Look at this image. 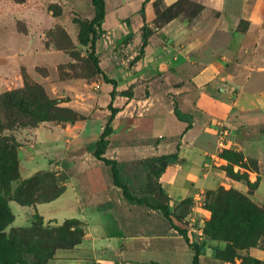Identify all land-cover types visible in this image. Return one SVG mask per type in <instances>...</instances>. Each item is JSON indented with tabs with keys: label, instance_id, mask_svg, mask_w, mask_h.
Wrapping results in <instances>:
<instances>
[{
	"label": "crops",
	"instance_id": "1",
	"mask_svg": "<svg viewBox=\"0 0 264 264\" xmlns=\"http://www.w3.org/2000/svg\"><path fill=\"white\" fill-rule=\"evenodd\" d=\"M103 1L94 57L114 84L95 72L91 81L51 76L57 66L73 61L69 52L47 43V33L58 25L75 50H82L76 21L94 18L92 0H0V94L21 85L19 72L44 68L49 77L32 79L49 98L81 116L74 123L44 122L25 131L16 149L20 181L49 173L61 193L33 206L10 202L12 224L26 227L35 215L45 225L80 222V242L57 250L47 264H192L194 251L163 214L129 203L114 185L110 167L93 156L111 105L116 112L103 157L132 176L129 171L140 162L175 154L155 182L174 213L181 212L177 204L189 201L183 221L206 247L200 264H242L215 257V249L224 246L199 236L210 217L204 203L210 191L233 189L264 205V0H192L211 14L199 22L182 13L156 21L158 12L178 0ZM21 49L28 50L10 57L15 66L1 58ZM52 59L49 70L45 64ZM175 108L187 119L179 120ZM225 150L256 160L257 172L247 171L249 182L257 183L252 194L245 182L222 170ZM239 255L264 264V247Z\"/></svg>",
	"mask_w": 264,
	"mask_h": 264
},
{
	"label": "rangeland",
	"instance_id": "2",
	"mask_svg": "<svg viewBox=\"0 0 264 264\" xmlns=\"http://www.w3.org/2000/svg\"><path fill=\"white\" fill-rule=\"evenodd\" d=\"M13 1L18 2L20 0ZM155 6H158L157 3ZM51 11L56 13L58 12V8L53 6ZM177 13H182L189 22H199L204 19L205 14L206 17L211 15L209 12L204 13L202 7L192 0H178L170 13L164 14L165 16H158L156 21L164 22L167 18ZM85 28L86 25H83L80 37L83 44L86 43L87 32ZM46 39L47 43L54 46V48L69 52L73 61L72 64L57 66L51 76H57L58 80H71L77 79L78 77H82L87 81L92 80V74L95 72V69L90 56L89 45H82L79 41V44L84 46V48H82V50H75L69 36L58 25L54 26L52 30L47 33ZM25 50L28 49L11 51L9 58H5L4 56L1 58L9 59L10 64L14 63L12 66H15L16 62L10 57L14 56L13 53L18 56L17 52L20 55L25 54ZM53 63L54 60L52 59L50 62L47 61L45 66L47 69L51 70ZM31 64V62L28 63L30 67L32 66ZM22 73L21 71L17 75L18 78L22 80L19 87H15L16 85L11 86L9 90L0 94V139L2 137L9 139V144H14L13 142L19 144V142L25 140L27 135L25 131L34 125H39L44 122L63 125L65 122L62 121V119L71 117L68 113L56 112L52 107L44 105L45 103L41 102V99H38L39 94L35 85L40 86L43 91L44 88L41 84L33 80L32 77H49L50 75L46 69L40 68L31 70L30 76L27 74L29 79L28 88H26L23 83ZM11 92L12 96L9 97V99H2L1 101V97L4 94ZM60 102L58 107L64 109L65 107L61 105L62 101ZM14 104L15 107H13ZM25 113L33 115V120L28 116L24 118ZM10 114H13V118L10 117ZM41 117H44L45 120L40 121L39 119ZM34 119L36 120L34 121ZM260 136L264 139V131L260 132ZM3 148L4 144L0 143V149ZM8 151L12 154L10 149ZM1 155L2 153L0 152V157ZM220 158L223 160V162H221V168L225 170L228 175H231L232 171L236 173V176L233 177L235 179L247 178V171H254V159L245 158L242 153L236 151L233 153V151L228 152L225 150L220 153ZM0 163H2L1 160ZM136 168L137 172H134V170L132 172L129 171L130 174L133 173L131 175L136 177L135 186L132 190L133 194H141L142 197H146L152 206L165 204V199L161 196V191L155 183V177L151 174V171L145 169L141 170L139 165ZM16 175L18 176L17 181H7V185L5 186L0 183V197L5 200L8 207L10 202L17 203L13 197L17 190H19L24 197L33 198V200H44L56 193L51 176L45 175L44 173L37 174L30 178L26 185L22 186L24 182L20 181L18 169ZM21 189L26 190L21 191ZM204 203L208 206L207 210L210 213V217L203 223L200 229L202 234L199 238H201V241L206 239L210 242L221 243L224 248L226 247V252L223 254L224 257H231L236 249L235 247H240L242 245L240 242H237L238 244L229 243L228 229L230 230L232 225L244 227V233L246 235H254L256 231L263 228L264 210L258 209L254 211L250 205L254 203L249 197L236 190L225 189L217 193H209ZM187 209L188 206L185 205L180 215L182 216ZM213 217L215 222H210ZM24 222L26 221L24 220ZM218 227L222 229L221 234L217 231ZM77 228L78 225L65 224V221L58 225H45L42 221V225H39V221L36 217L34 221L26 227H18L11 224L4 231V239L9 242V244H5L4 240L0 239V264H6L5 262H10L9 264H39L38 261H42L41 264H47V255L51 253L56 245L78 238L79 234L77 233ZM212 233L215 235L214 237ZM233 236L236 235L233 234ZM224 238L227 240L225 241ZM262 241L264 240L261 239V242ZM4 247L7 249H3ZM59 249L60 248L56 249L55 252ZM16 256L17 258L19 257L21 262L14 263V261H19L16 260Z\"/></svg>",
	"mask_w": 264,
	"mask_h": 264
},
{
	"label": "trees",
	"instance_id": "3",
	"mask_svg": "<svg viewBox=\"0 0 264 264\" xmlns=\"http://www.w3.org/2000/svg\"><path fill=\"white\" fill-rule=\"evenodd\" d=\"M92 5L95 8L94 18L91 21H87V22L76 21V23L80 27L79 41L82 45H89L90 56H91V59L93 62V67L95 69V73L101 74L106 83L114 84L112 80H109L103 73H101V71L99 70V67H98L97 59H96V57H94L95 42H96L97 38L99 37V34L101 33L100 28H101V25H102V22L104 19V15H105V4H104L103 0H92ZM175 5H173L169 9H167L165 12H162V13L158 12L157 16H165L164 14L170 13L171 9H173V7ZM176 15L177 14H174L173 16L167 18L166 20H170L173 17H175ZM83 25L84 26L86 25L85 29L87 32L85 44H83L82 41L80 40ZM146 36H147V34H146V29H145V34L142 38V42H143L142 46H144L146 44ZM22 72H23L22 73L23 83H24L25 87L28 88L29 79L27 77V74L24 71H22ZM35 88L37 89L38 94H39L38 99H41L42 100L41 102L45 103L44 105H46L47 107H49V106L52 107L56 112L68 113L69 115H71L70 118L62 119V121L65 122L64 124L74 123V122L78 121L79 119H81V116H79L77 113H75L71 109H67V108L63 109V108L58 107V105L61 102L59 100L49 98L40 86L35 85ZM11 96H12V92L8 93V94H4L1 97V101H2V99L3 100L9 99V97H11ZM114 96H115V93L113 91L111 93V98L113 99ZM13 107H15V104L13 105ZM108 108L111 111V116L109 117V120H108V122L104 128V131L102 132V134L100 136V139L95 143L94 150H93V156L97 160L101 161L104 165L110 167L114 185L116 187H118L119 189H121L123 197L129 203L134 204V205H146L147 207H149L151 209L159 210L163 214L165 219L170 223L171 227L175 231H177V233L179 235H181L183 237L186 244L194 251V257H193L192 264H200L199 257L205 252L206 247L202 243H197L192 238V236H190L188 226L183 221V214H182V216L180 215V213L183 212L182 211L183 207L185 205H187V206L189 205V201H183V202L177 204V206L178 205L182 206V209H181V212L176 214L173 212V209H171L169 207L167 199L165 198L161 189L158 186L159 190L161 191V196L165 199V204L152 206L146 197H142V196L133 194L132 190L134 189L135 182H136V181L134 182L133 179L136 180V177L133 175L132 176L128 175L125 172V168L122 164L118 163L115 160H109V159H106L103 157L104 150L108 144L107 137L112 133V131L110 129V123H111V121L114 117V114L116 112V110L113 109L111 107V105H109ZM12 115L13 114H10L11 118H13ZM175 115L179 120L187 119V116L182 115L179 112V110L176 108H175ZM26 116H28L29 118H31L33 120V115H31L29 113H25L24 118H26ZM15 120H18V119H15ZM35 120L36 119H34V121ZM39 120L42 121L45 119H44V117H41ZM36 126L37 125H34L33 127H36ZM8 141H9V139H7L5 137H2L0 139V143L4 144V148L0 149V152L2 153V155L0 157V160L2 161V163H0V171H1L0 183L4 186L7 185V181L9 182V181H17L18 180V176L16 175L17 169H18L16 149L18 147V144H16L15 142H13L14 144H12V143L9 144ZM9 149L12 151V154L9 153V151H8ZM226 151L232 152L229 150H226ZM233 153H234V151H233ZM176 158L177 157L175 154L164 155V156L154 157V158H151L149 160L140 162L138 165L141 167V170L145 169V170L151 171V174L155 177L154 180H156L164 172V170L167 168V166H169L170 164L175 162ZM253 167H254L253 170L257 172L258 166H257L256 160H254ZM223 171L225 172V170H223ZM134 172H137V170ZM226 173L227 172H225V174ZM39 174H43V173H39ZM44 174L52 177L53 186H54V189H56V193L53 196L46 198L44 200H33V198L30 199V198L24 197V195L19 190H17L13 197H14V200L19 205H21V206H33L37 203L49 202V201L57 198L60 195L61 189L59 187H57L55 178L49 173H44ZM135 174H137V173H135ZM227 176L233 180L245 182L246 185L248 186V194L249 195L252 194L253 191L257 188V183H251V182H249V180L247 178H244V179L233 178L234 176H236V173H234L233 171L231 172V175L227 174ZM28 180L29 179L22 181V182H24L22 184V186L26 185L28 183ZM25 190L26 189H21V191H25ZM224 190H225L224 188H219L216 191L208 192L205 195V202L207 199V195L209 193L213 194V193H217L219 191H224ZM250 205L252 206V209L254 211H256L258 209L264 210V205L261 207L254 205V204H250ZM205 207L208 208L206 203H205ZM35 217L39 221V225H42V219L39 218L38 215H35ZM214 220L215 219L213 217V218H211L210 222H215ZM13 221H14L13 214L11 213V211H10L9 207L7 206L5 200H3V198L0 197V239L4 240L5 244H9V242H7L4 239L5 238L4 231L6 230V228L9 225H11L13 223ZM65 224L78 225L77 233L79 234V236H78V238H75V239H72V240L66 241V242H61V244L56 245L52 249L51 253L47 255L48 261L53 258V255H54L56 249H58V248H60V249L72 248L73 246L77 245L81 240V237L83 235V230L81 229L80 222L77 220H66ZM244 229H245L244 227H237V226L232 225L230 230L228 229L229 243L234 244V243L240 242L242 245L240 247H238V246L235 247L236 249L232 253L231 257L230 256H227V257L223 256L224 252H226L225 251L226 247L223 248L222 250L221 249H215V252H216L215 257H217L221 260H224L225 262H233L236 259H240L242 264H263L261 261H258L256 259H253L250 257H241L239 255V252L243 251V250H248L250 248L264 247V241L261 242V239L264 240V225H263V228L256 231V233L254 235H246L244 233V231H245ZM217 231H219L221 234L222 229L220 227H218ZM233 234H235L236 236H233ZM212 236L214 237L215 235L212 233ZM225 238H224V240L226 241L227 239H225ZM5 248L6 247H4L3 249H5ZM16 260H19V261H14V263L21 262L19 257L17 258V256H16ZM38 262H39V264H41L42 261H38ZM5 263L9 264L10 262H5Z\"/></svg>",
	"mask_w": 264,
	"mask_h": 264
},
{
	"label": "built area",
	"instance_id": "4",
	"mask_svg": "<svg viewBox=\"0 0 264 264\" xmlns=\"http://www.w3.org/2000/svg\"><path fill=\"white\" fill-rule=\"evenodd\" d=\"M200 203L202 204L203 202L201 201Z\"/></svg>",
	"mask_w": 264,
	"mask_h": 264
}]
</instances>
